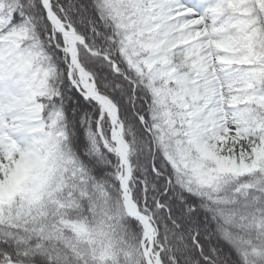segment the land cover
I'll use <instances>...</instances> for the list:
<instances>
[{
	"label": "snow or ice",
	"instance_id": "6c2138e0",
	"mask_svg": "<svg viewBox=\"0 0 264 264\" xmlns=\"http://www.w3.org/2000/svg\"><path fill=\"white\" fill-rule=\"evenodd\" d=\"M0 264H264V0H0Z\"/></svg>",
	"mask_w": 264,
	"mask_h": 264
}]
</instances>
